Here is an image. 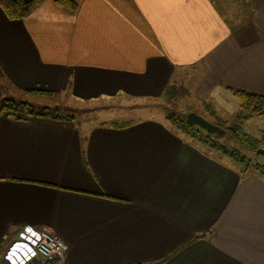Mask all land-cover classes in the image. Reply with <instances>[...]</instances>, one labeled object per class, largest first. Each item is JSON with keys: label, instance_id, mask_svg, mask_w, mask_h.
<instances>
[{"label": "crops", "instance_id": "1", "mask_svg": "<svg viewBox=\"0 0 264 264\" xmlns=\"http://www.w3.org/2000/svg\"><path fill=\"white\" fill-rule=\"evenodd\" d=\"M71 1L0 8V100L153 101L177 74L198 104L264 96V0ZM78 122L0 115V264L33 261L44 230L68 245L57 264H264L257 170L167 117Z\"/></svg>", "mask_w": 264, "mask_h": 264}, {"label": "rangeland", "instance_id": "2", "mask_svg": "<svg viewBox=\"0 0 264 264\" xmlns=\"http://www.w3.org/2000/svg\"><path fill=\"white\" fill-rule=\"evenodd\" d=\"M7 96L16 101H28L36 108L43 106H50L51 108L57 107L63 114L70 115L77 121H80L78 122L79 124H82L83 121H87L89 124H95L99 121H126L132 119H152L162 121L164 120V117L169 116L179 119L184 115L187 116L189 111L195 112L199 116L214 124L213 122L216 119L215 114L217 113V110L219 112L217 115H223L225 118V120H219L218 122H225V125L228 126V124L234 120L235 116L239 112V107L235 106L231 101H222V105L217 104L215 101L212 103L210 100H207L206 102H211L213 105H209V103H206V105L203 103L198 104L192 98V90L189 89L188 86L186 89L181 86L178 74L174 77L171 87H169L167 93H165L161 99L153 101H125L124 98H119L114 101L84 103L69 97L58 98L53 96L51 98H35L20 96L15 92L10 93ZM144 105H146V107H144ZM210 108L215 109V111ZM257 119L258 118L256 117V119L251 120L248 124H245L243 127V133L249 137L258 138V132L264 128V119ZM169 125H171V129L179 131L178 125L170 122ZM188 131L192 132V134L200 132L199 134H196L200 136L193 140L201 145L204 144L206 146H204L205 150L211 154H214V152L213 149L209 148L208 144L216 141L221 147H223L222 150L228 153L236 151L237 155L246 158L244 166H250L248 169H255L254 167L264 164L263 155H258L249 147L245 146L236 139H233L228 132H225L223 135H211L198 126H194ZM200 139H207L208 143H205V141H201ZM260 148L264 150V146ZM244 166L242 167L244 168Z\"/></svg>", "mask_w": 264, "mask_h": 264}, {"label": "trees", "instance_id": "3", "mask_svg": "<svg viewBox=\"0 0 264 264\" xmlns=\"http://www.w3.org/2000/svg\"><path fill=\"white\" fill-rule=\"evenodd\" d=\"M45 0H0V8L11 21H20L33 13ZM56 4L67 14L74 15L77 12V5L71 0H56ZM1 73V72H0ZM167 93V92H166ZM26 96L35 98H51L53 93L47 91H28L24 92ZM233 98L238 103L239 112L235 116L234 120L225 125V122L214 123L230 134L233 139L241 142L245 146L249 147L252 151L256 152L260 147L264 146V130L261 132L259 138H252L243 133V124L252 117H264V96L255 94H249L243 91H231ZM189 111L188 113H190ZM187 113V114H188ZM212 113V112H211ZM0 115H13L17 119L25 118H42L51 121H72L74 117L63 114L57 107L51 108L50 106H43L36 108L28 101H16L14 99H2L0 100ZM170 123L178 125L179 129L185 131L187 134L189 129L194 126L186 124V115L179 119L169 116L167 117ZM228 123V122H226ZM117 126V123L113 124ZM122 127L127 126V123L121 124ZM200 132L196 133L199 134ZM194 134V135H196ZM208 143L207 139H200ZM209 148L215 149L224 154H228L238 164L244 166L246 161L244 157L237 155L236 151L226 152L216 141L208 144ZM240 157V158H239ZM246 170L249 167L244 166ZM261 175L264 176V169L261 166L254 167ZM58 261H53L50 264H57Z\"/></svg>", "mask_w": 264, "mask_h": 264}, {"label": "built area", "instance_id": "4", "mask_svg": "<svg viewBox=\"0 0 264 264\" xmlns=\"http://www.w3.org/2000/svg\"><path fill=\"white\" fill-rule=\"evenodd\" d=\"M34 251L35 257L29 264H50L65 259L68 245L58 236L44 230L39 235Z\"/></svg>", "mask_w": 264, "mask_h": 264}, {"label": "water", "instance_id": "5", "mask_svg": "<svg viewBox=\"0 0 264 264\" xmlns=\"http://www.w3.org/2000/svg\"><path fill=\"white\" fill-rule=\"evenodd\" d=\"M186 124L190 126H198L199 128L205 130L207 133L214 135H223L225 134V130L221 128L220 126L216 124H212L205 118L199 116L195 112H190L186 116ZM258 155H263L264 156V150L263 149H258L256 151Z\"/></svg>", "mask_w": 264, "mask_h": 264}]
</instances>
